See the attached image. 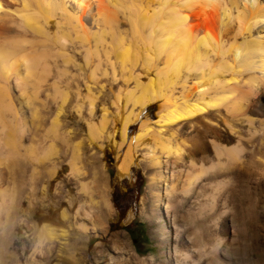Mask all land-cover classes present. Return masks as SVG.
<instances>
[{
    "label": "rangeland",
    "instance_id": "374dc122",
    "mask_svg": "<svg viewBox=\"0 0 264 264\" xmlns=\"http://www.w3.org/2000/svg\"><path fill=\"white\" fill-rule=\"evenodd\" d=\"M21 1L26 2L28 7L22 10L19 6L18 14H26L33 21H37V28L32 29V35L43 38L51 47L53 46L54 51L63 53L59 40L69 43L72 38L68 31L70 22L65 14L63 16L61 11H57L47 21L44 18L45 4L40 1L36 3L37 0ZM56 1L65 2L67 12H71L70 10L75 7L73 0ZM259 3L264 5V0H260ZM92 9L91 12L94 14L95 8ZM91 12L85 16L89 24H92ZM127 14L131 15L130 12H126ZM122 15L120 14V21L117 25L119 30L118 27L106 30L98 41H90L88 59L84 60L83 54L81 56L70 49L76 56L72 57L76 61L75 65L72 63L64 65L58 58L57 65L61 68L59 69L61 72L53 70L51 76L35 88H33L32 80L29 88L22 95L23 98L18 96L17 99V97L10 96L13 99L17 118H20L18 120L25 121L27 126V131L21 134L22 153L29 148L30 151L38 150L39 155L42 152L40 150L48 149L50 145L54 146L61 157L57 182L60 181L62 187L55 188L52 184V188L41 190L40 184L47 177L44 164L35 165L38 169L35 174L31 171L30 161L27 159L20 158L15 162L0 164L3 178L0 182V201L2 195L8 198L9 194L14 191V204L21 208L22 213L19 219L22 220L21 223L19 221L11 223V219L6 221L3 217L0 219V264H264V145L260 147L259 152L253 154L249 150L250 145L246 144V129L241 128L242 136H246L244 138L246 142L243 141L242 149L236 152L239 158L238 166L233 168H230L229 164L223 166L221 162L225 163V157L222 156L219 160L221 165L211 174H202L201 179L202 177L203 179H200L201 184L195 185L196 189L187 195L181 191L186 176L198 170L201 164L200 154L208 150L210 140L215 139L229 148L237 145L235 135L230 132V124L236 126L237 129H240L242 125L222 110L221 118L212 117L213 121L218 124V129H210L202 122L194 123L193 126L186 125L179 128L174 126L171 130H169L170 127L163 129V133L165 132L163 138L168 140L170 145L177 144L182 150L184 149L181 157L183 159L176 162L172 170L175 175V190L170 194L173 208L172 212L170 211L171 215L166 217L162 206L165 201L162 188L164 184L158 179L154 167L148 166L147 159L143 158L147 146H139L134 141L145 119L140 116L139 121L131 122L139 110V105L134 104V99L144 95L149 98L152 96V91H154V98L144 109L145 114L150 116L149 121L152 123L157 121L169 109V103L164 101L170 95L165 83L167 73H163L165 59L162 55L153 62L149 61L151 57L147 58L150 48H154L155 45L152 37L160 39L157 30L153 31L154 28L149 30L147 26L142 29L143 36L145 34L147 36H144L145 41L147 40L145 43L147 47L145 44L143 46L140 40L132 34L130 22L126 19L128 16L123 17ZM131 17L134 19L135 16ZM89 26L94 33L96 27ZM114 29L115 32H113ZM6 30L8 34L14 35L18 28L14 25H7ZM254 30L259 32V36L264 37V23L259 24ZM124 34L127 36L124 37ZM64 36L70 38L63 39ZM124 38L130 39L125 42ZM148 38L153 42L148 41ZM127 42L131 48L135 49V53L130 63L125 65L127 67L125 72L118 55L122 47L128 44ZM147 42L151 44L147 45ZM90 51H93L92 56ZM215 59L217 63L219 57ZM146 64L151 68H148ZM153 65L155 69L156 67L161 69L162 74L159 75L157 69L154 71ZM64 67L66 71H62L65 70ZM147 70L150 71L146 73ZM152 71H154L153 74ZM19 73L24 74L23 67L19 68ZM147 74L153 82L156 81V84L153 83L155 88L149 85ZM178 88L177 86V91H174L175 97L180 96L181 90ZM253 98L254 102H257L252 104L250 116L258 135L264 137V88ZM122 120L128 123V134L127 140L119 148V156L123 157L129 151L131 155L136 154L134 166L138 168L141 178L136 216L132 218L128 226H120L118 230L110 231L111 223H114L118 217L114 205L119 200V195H117L119 191L114 189L115 179L117 180L116 186L120 184L121 191L125 188L123 183L126 179L118 177L115 165L118 161L114 158L116 153L108 146L109 144H104L106 146L104 155L95 148L92 151L100 157V159L97 157L96 171L100 169V160L102 171L106 174L105 192L107 202L111 207L109 214L100 196L94 195L91 203L82 204L91 205V221L95 228L88 222L90 221L89 216L86 220L80 217V220H75L74 223L64 220L61 218V213L62 210L67 209V194L72 188L66 181L67 166L64 152L68 153L70 145L79 141L80 150L84 154H89L91 144L93 145L96 140L91 139L88 125L102 128L103 132H109L113 126L119 127ZM53 123L57 126L59 135L57 139H54L50 133ZM198 125L201 126L198 127ZM224 125H227V128ZM157 126L153 124L148 128L145 133H142L141 139L149 138L146 134L154 132ZM204 129L211 131L205 134ZM172 130L174 135L169 137ZM217 160L218 158L210 151L208 159L203 163L209 166L211 161L216 162ZM209 181L217 183L214 186V198L208 195L209 188L205 183ZM41 207L46 215L53 213L52 217L50 215L44 218L36 217L35 214ZM82 222L88 228L83 232L78 227V223ZM39 233L45 234L38 236ZM38 237H41L42 241ZM74 237L78 238L76 243L73 240ZM35 247L36 262H32V252ZM187 252L192 254V259H186L184 253Z\"/></svg>",
    "mask_w": 264,
    "mask_h": 264
},
{
    "label": "bare ground",
    "instance_id": "6f19581e",
    "mask_svg": "<svg viewBox=\"0 0 264 264\" xmlns=\"http://www.w3.org/2000/svg\"><path fill=\"white\" fill-rule=\"evenodd\" d=\"M38 1L46 5L44 18L47 21L57 11H61L63 16L65 14V17L70 22V30L68 31H70L72 38L63 37V39L70 38L69 43L65 40L61 42V39L59 40L63 53L54 51L53 46L51 47L43 38L32 35V29L37 28V21H33L26 14H18L20 11L19 6L22 7V10L28 7L26 2L23 3L21 0H0V164L15 162L20 158L27 159L30 161L31 171L34 174L38 171L35 165L44 164L47 177L40 184L42 191L48 190L49 187L52 188V184L55 188L62 187L60 185L61 182H57L61 157L52 145L48 149L40 150L42 152L39 155L37 153L38 150L30 151L29 148L25 153H22L21 134L27 131V126L25 121L18 120L20 118H17L12 98L17 97L18 99V96L21 97L29 88L32 80L33 88H35L40 82L49 78L53 70L56 69L61 72L59 70L61 68L57 65L58 58L64 65L68 63L75 65L76 61L72 57L76 56L73 55L71 50L76 51L81 56L83 54L84 60L88 59L90 41H98L101 34L106 33V30L116 29L118 21H120V14H123V17L128 16L126 19L130 22L131 32L140 40L143 46L147 40L145 41L144 36L146 34L143 36L142 29L147 26L149 30L153 28L155 29L153 31L157 30L160 39L155 36L152 37L155 40V45L152 44L154 48L150 46L151 50L149 49V54H147L149 57L147 56V58L151 57L149 61L153 62L154 59L162 55L165 59L163 73H167L165 83L168 86V94L170 95L167 98L165 97L166 100L164 101L169 103V109L157 121L153 123L149 121L150 116L145 114L144 109L154 98V91H152V96L149 98L144 95L141 98L134 99V104L139 105V110L131 122L139 121L140 116L145 119L134 141L139 146H147L143 158L147 159L148 166L154 167L158 179L162 180L164 184L162 188L165 194V201L162 206L166 217L171 215L173 208L170 194L175 190V175L172 170L176 162L183 159L181 157L184 149L182 150L177 144L170 145V142L163 138L165 133H163V129L170 127L169 130H171V127L173 128L174 126L178 128L186 125L193 126L197 122H202L210 129H218V124L213 121L212 117L221 118V110L242 125L240 129H237L236 126L230 124V132L235 135L238 141L237 145L232 148L223 145L215 139L209 141L208 150L206 149L200 154L201 164L198 170L187 173L188 175L183 181L181 191H184L186 195L197 188L196 184H201L202 174L213 173L221 164L223 166L229 164L230 168L238 166L239 158L237 157L238 155L236 156V152L242 149V142L246 137L242 136L241 128L246 129V144L250 145L249 150L253 154L259 152L260 147L264 145V137L260 134L258 135L253 119L250 116L251 106L257 102H254L253 97L264 88V37L259 36V32L254 30L259 24L264 23V5L259 3L260 0H73L75 7L70 10L71 12H67V8L64 5L65 2L37 0L36 3ZM92 8H95L94 14L91 12ZM39 10L41 11L42 9ZM88 12H91L92 24L94 25L89 24L86 20L85 16ZM126 12H130L131 15H126ZM131 16H135L134 19ZM7 25H14L18 28V31L14 35L8 34ZM89 25L96 27L94 33H92L93 30L91 31ZM115 29L113 32L116 31ZM125 35L124 37L127 36ZM124 39L122 40L124 41ZM128 39H125V42ZM131 40L135 42L133 39ZM148 41L152 40L148 38ZM129 42L122 47L120 54L118 53L121 58L119 61H121L125 72L127 71V63H130L135 53V49L131 48ZM149 43L151 44V42ZM215 57H219L217 63L214 61L216 60ZM20 66L23 67L24 74L19 73V68H22ZM156 66L158 67V63ZM152 67L154 71L157 69V67L156 69L154 68V65ZM148 68H151V66ZM150 70H147L146 73ZM62 71H66V69ZM154 71H152V74ZM157 71L159 75L162 74L161 69H157ZM20 75L23 77L21 78ZM147 75L149 85L156 84V81L153 82L149 74ZM160 82L162 83V80ZM158 84L160 86V83ZM177 86L180 88L178 90H181L179 97H175L174 94ZM26 101L29 102L28 100ZM127 124V121L122 120L119 127L113 126L109 132L105 131L106 133L103 132L102 128L89 124V135L92 140H96L93 145L91 144V152L84 154L80 150L79 141L78 143L71 142L72 145H70L69 150L66 149L68 151V153L64 152L66 155L64 160H66L67 166L65 169L66 181L72 188L68 191L67 209L62 210L61 218L74 223L75 220L79 221L80 217L86 220L89 216L90 221H87L95 228V225L92 224L93 221H91V205L82 204L91 203L94 200V195L100 196L105 210L109 214L111 207L107 202L105 192L107 188L105 187L107 184L106 174L102 171L100 160V169L96 171L97 157L99 159L100 157L92 150L95 148L99 152H103L104 155V149L106 148L104 144H109L108 146L116 153L114 158L118 161L115 164L118 177L120 179L125 178L126 181L130 180L132 168L135 167L136 154L131 155L129 151L123 157L119 156V148L127 140ZM153 124H156V126L158 124L156 130L146 134L149 135V138L141 139L142 133H145ZM200 126L198 125V127ZM210 131L204 129L203 133L206 134V132L209 133ZM50 133L54 139L59 137L56 123L52 124ZM172 135H174L173 130L169 133V137H172ZM64 138L61 139L64 140ZM62 142L66 145L68 144L66 141ZM210 151L218 158V162L211 161L209 166H205L203 161L208 159ZM84 155H86L85 158H83ZM222 156L225 157V163L221 162L220 164L219 160ZM2 179L0 169V182ZM205 184L209 188V197L214 198V186L217 183L209 181ZM202 185H204L203 182ZM14 195V191L9 194L8 198H6V195H2L0 219L3 217L6 221L11 219V223L12 221L21 223L22 220H19L22 217L21 208L14 204ZM184 199L186 201V198ZM30 203L32 204V200ZM175 211L177 213V210ZM127 214L126 223L132 219L131 214ZM49 215L52 217L53 213ZM49 215L43 212L42 207L38 208L35 214L38 218L49 217ZM78 227L82 232L88 229L83 222L78 223ZM44 230L46 229L44 228ZM41 234L39 233L38 236ZM38 238L42 241L41 237ZM73 240L76 243L78 238L74 237ZM45 241L47 242V238ZM36 252L35 247L34 252H32V262H36L34 259ZM184 254L186 259H192L191 253L187 252Z\"/></svg>",
    "mask_w": 264,
    "mask_h": 264
},
{
    "label": "water",
    "instance_id": "95a60500",
    "mask_svg": "<svg viewBox=\"0 0 264 264\" xmlns=\"http://www.w3.org/2000/svg\"><path fill=\"white\" fill-rule=\"evenodd\" d=\"M116 184L117 180L115 179L114 189L119 191V193H117V195H119V200L114 204L118 217L115 219L114 223H111L110 231L118 230L120 226L126 227L129 225L132 219L127 223L125 222L128 212L131 214L132 218L136 216L141 186V178L138 168H132L130 180H127L123 183L125 186L124 190L121 191V189H119L120 184L119 186H116Z\"/></svg>",
    "mask_w": 264,
    "mask_h": 264
}]
</instances>
